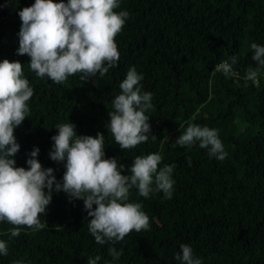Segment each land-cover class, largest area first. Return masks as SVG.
Here are the masks:
<instances>
[{"label": "trees", "instance_id": "obj_1", "mask_svg": "<svg viewBox=\"0 0 264 264\" xmlns=\"http://www.w3.org/2000/svg\"><path fill=\"white\" fill-rule=\"evenodd\" d=\"M32 3L0 0V60L20 61L34 88L28 117L14 129L16 165L27 168L38 146L37 159L61 179L63 163L49 157L51 137L56 125L70 121L78 135L104 133L106 157L126 165L136 156L160 154L162 164H175V184L171 199L162 192L144 198L132 189L130 201L142 203L150 229L132 231L114 245L96 243L82 199L54 193L40 216L42 229L19 226L20 235L11 237L15 226L0 222V239L9 248L0 264H88L97 255L98 264H179L174 256L181 244L203 264H264V74L245 79L256 66L250 44L264 45V0H122L115 11L127 10L130 18L114 38L117 66L102 78L83 81L74 74L61 84L38 78L27 54H17L18 10ZM232 55L238 57L235 75L214 70ZM130 67L143 74L142 92L153 94L146 113L152 132L146 142L121 150L105 124ZM191 124L218 129L224 160L209 158L198 144L175 143ZM109 247L122 250L118 260Z\"/></svg>", "mask_w": 264, "mask_h": 264}, {"label": "clouds", "instance_id": "obj_2", "mask_svg": "<svg viewBox=\"0 0 264 264\" xmlns=\"http://www.w3.org/2000/svg\"><path fill=\"white\" fill-rule=\"evenodd\" d=\"M122 0H34L30 6L18 10L21 20L18 32V55L27 54L29 70L38 78L64 83L69 76L93 80L104 77L120 59L115 37L130 18L127 10L115 11ZM252 60L245 79L256 81L264 69V45L252 42ZM230 60V62H229ZM215 65L216 72L226 77L235 75L233 66L238 57ZM143 74L130 67L119 85L120 93L112 100L105 124L121 150L132 149L146 142L152 132L150 116L153 94L141 90ZM34 88L25 78L18 60H0V222L15 227L11 237L20 235L19 226L33 231L44 227L41 214L48 211L53 194L63 191L70 200L82 199L87 216L91 217L88 231L99 245L122 241L130 232L150 229L149 216L141 202L130 201L132 189L149 198L163 193L171 199L175 180V164H162L158 153L136 156L130 165L106 157L105 135H78L75 124L66 122L55 126L57 132L49 157L63 163L64 173L57 179L52 167H44L37 159L39 147L34 146L26 160L27 168L16 165L20 144L14 129L22 124L30 112L29 100ZM181 147L198 144L206 149L209 158L224 160L227 156L218 129L191 124L178 136ZM191 164L190 157L188 158ZM95 205V207H93ZM174 258L179 264H203L193 248L180 245ZM8 241L0 239V256L8 254ZM113 261L122 250L109 247ZM101 257L89 258L88 264H98ZM19 264V262H17Z\"/></svg>", "mask_w": 264, "mask_h": 264}, {"label": "built area", "instance_id": "obj_3", "mask_svg": "<svg viewBox=\"0 0 264 264\" xmlns=\"http://www.w3.org/2000/svg\"><path fill=\"white\" fill-rule=\"evenodd\" d=\"M224 62V61H223ZM222 63V62H221ZM262 74H264V70L262 71Z\"/></svg>", "mask_w": 264, "mask_h": 264}]
</instances>
